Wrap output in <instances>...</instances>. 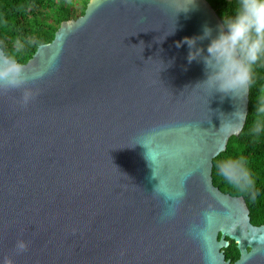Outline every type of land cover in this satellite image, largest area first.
<instances>
[{"label": "water", "instance_id": "water-1", "mask_svg": "<svg viewBox=\"0 0 264 264\" xmlns=\"http://www.w3.org/2000/svg\"><path fill=\"white\" fill-rule=\"evenodd\" d=\"M190 2L89 0L22 63L24 88H0V260L264 264V224L213 180L250 87L203 83L202 58L189 62L177 42L205 26L218 35L222 18L208 0ZM209 42L197 47L206 54Z\"/></svg>", "mask_w": 264, "mask_h": 264}, {"label": "trees", "instance_id": "trees-1", "mask_svg": "<svg viewBox=\"0 0 264 264\" xmlns=\"http://www.w3.org/2000/svg\"><path fill=\"white\" fill-rule=\"evenodd\" d=\"M73 1V0H72ZM82 8L76 14L69 0H0V44L6 54L15 52L16 40L24 43L18 54L20 63H26L37 48L51 42L64 21L75 19L85 13L89 0H81ZM220 17L231 14L236 0H208ZM70 3V4H69ZM254 80L250 86L249 113L245 126L239 135H232L227 148L214 159V184L222 191L235 196H244L250 209L251 222L264 224V133L254 135L250 129L258 118L256 105L264 96V61L253 67ZM225 159H242L250 174L252 183L230 182L220 174L219 163ZM225 248L226 258L232 263L240 257L236 241L229 239Z\"/></svg>", "mask_w": 264, "mask_h": 264}, {"label": "clouds", "instance_id": "clouds-1", "mask_svg": "<svg viewBox=\"0 0 264 264\" xmlns=\"http://www.w3.org/2000/svg\"><path fill=\"white\" fill-rule=\"evenodd\" d=\"M194 2L191 0L189 6ZM187 8H182L187 12ZM208 39L210 42L205 49L197 47L198 40ZM187 44L189 62L202 58L208 72L206 83L213 90L224 94L238 95L246 91L253 83V67L264 61V0H236L234 11L223 15L218 35H213V29L205 26L199 36L184 37L177 46ZM24 48L21 40L14 44L15 52L0 54V88H24L29 76L24 72V65L17 59L16 54ZM33 75L31 79H36ZM32 92L25 90L23 101L28 103ZM250 131L254 135L264 133V96L260 97ZM219 171L224 178L233 183H252L242 159H225L219 165ZM17 250L24 251L28 244L24 240L17 241ZM0 264H14L10 257L0 260Z\"/></svg>", "mask_w": 264, "mask_h": 264}, {"label": "rangeland", "instance_id": "rangeland-1", "mask_svg": "<svg viewBox=\"0 0 264 264\" xmlns=\"http://www.w3.org/2000/svg\"><path fill=\"white\" fill-rule=\"evenodd\" d=\"M69 2L73 3L72 5H74L75 7V12L76 14H79L81 8H82V1L81 0H69ZM70 4V3H69Z\"/></svg>", "mask_w": 264, "mask_h": 264}]
</instances>
